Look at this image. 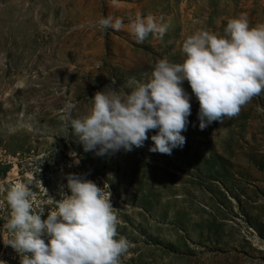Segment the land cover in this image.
Returning a JSON list of instances; mask_svg holds the SVG:
<instances>
[{"label": "rangeland", "instance_id": "1", "mask_svg": "<svg viewBox=\"0 0 264 264\" xmlns=\"http://www.w3.org/2000/svg\"><path fill=\"white\" fill-rule=\"evenodd\" d=\"M137 14L166 24L163 37L136 43L126 26ZM242 14L249 26L264 24V0H0V260L19 264L3 227L6 192L24 184L43 220L72 173L110 194L114 238L129 242L118 264H264V91L199 130L198 102L184 81L189 123L170 155L150 153L146 139L98 157L61 120L65 102L83 116L94 93L146 80L158 59L182 62L186 37L223 36ZM101 16L124 27L103 30Z\"/></svg>", "mask_w": 264, "mask_h": 264}, {"label": "clouds", "instance_id": "2", "mask_svg": "<svg viewBox=\"0 0 264 264\" xmlns=\"http://www.w3.org/2000/svg\"><path fill=\"white\" fill-rule=\"evenodd\" d=\"M115 4L116 0H112ZM97 25L119 31L120 18L101 16ZM142 43L146 36L163 37L167 25L151 14L137 16L126 26ZM224 35L198 30L181 44L182 62L158 59L144 81L129 78L123 88L94 93L87 114L74 118L76 105L65 102L61 120L85 152L103 157L143 147L150 139V153L170 155L185 142L190 115V95L198 102V129L213 121L236 116L241 107L264 91V24L249 26L246 16L229 19ZM6 54L0 52V64ZM115 84V79L110 81ZM124 89H129L125 93ZM155 130V134L146 133ZM206 155V154H205ZM73 164L79 163L70 152ZM54 210H32L31 192L21 183L5 195L9 216L3 225L13 236L9 246L19 264H118L129 242L115 239L116 217L109 201L94 182L82 175L64 177ZM67 189V193L63 189ZM0 264H5L0 260Z\"/></svg>", "mask_w": 264, "mask_h": 264}]
</instances>
